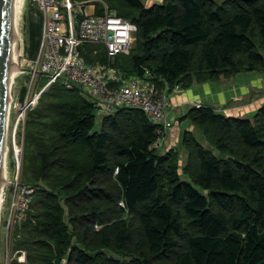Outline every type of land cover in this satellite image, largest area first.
<instances>
[{
	"label": "trees",
	"instance_id": "16d2710c",
	"mask_svg": "<svg viewBox=\"0 0 264 264\" xmlns=\"http://www.w3.org/2000/svg\"><path fill=\"white\" fill-rule=\"evenodd\" d=\"M106 1L137 26L140 51L115 58L127 78H144L150 69L159 87L168 82L173 90L264 71V0ZM40 19L28 21L30 57L40 45ZM102 47L80 49L89 62H107ZM51 86L33 113L32 130L40 136L29 137L43 152L34 175L23 179L38 190L20 226L35 233L49 257L70 250L72 264H120L106 255L93 262L94 254L112 249L130 258L126 264H264V105L253 119L193 106L181 117L195 127L183 136L193 158L183 179L177 149L161 152L158 124L143 110L120 107L98 120L79 87ZM198 131L219 154L203 146ZM76 151L86 153L82 168ZM60 169L70 176L61 180L50 172ZM103 183L105 202L115 205V214L131 215L130 223L94 228L85 198L93 204ZM62 203L71 205L70 224Z\"/></svg>",
	"mask_w": 264,
	"mask_h": 264
},
{
	"label": "built area",
	"instance_id": "2783aa9c",
	"mask_svg": "<svg viewBox=\"0 0 264 264\" xmlns=\"http://www.w3.org/2000/svg\"><path fill=\"white\" fill-rule=\"evenodd\" d=\"M31 1L42 17L40 45L33 57L26 56L23 51L19 59L21 71L17 78L30 73L35 81L39 76L48 77V86L60 83L69 89L79 87L96 108L97 115L102 117L112 115L120 107L141 109L152 122L158 124L157 144H161V137L174 123L173 117H166L173 105L169 89L161 88L153 81L154 75L150 69H146L144 78H127L123 70L115 65L116 56L131 52L137 26L107 9L101 13L94 9L87 11L84 2ZM86 43L103 46L108 61H87L80 49ZM179 88L177 85L173 90ZM35 96L28 103L24 99L26 103L21 113L34 105L39 94L35 93ZM10 115L9 109V118ZM37 190L38 186L24 182L18 174L12 178L8 173L2 179L0 227L3 225L5 228L7 238L13 237V232L20 228ZM4 214L6 218L2 222Z\"/></svg>",
	"mask_w": 264,
	"mask_h": 264
},
{
	"label": "rangeland",
	"instance_id": "374dc122",
	"mask_svg": "<svg viewBox=\"0 0 264 264\" xmlns=\"http://www.w3.org/2000/svg\"><path fill=\"white\" fill-rule=\"evenodd\" d=\"M146 5H153V0H143ZM158 1V0H154ZM163 0H159L161 2ZM74 2H84L86 5L87 11H93V8L97 10L98 8L101 9V11H104L107 9L110 12L118 13L119 11L116 8L111 7L109 2L106 0H74ZM217 2L223 3V1L217 0ZM23 8L22 11L19 14V21H18V29L21 33L20 37L22 40V47L24 54L26 56L30 55L28 53V50H24L25 47L28 46V21L34 20H41L39 13L34 10L32 6V1L30 0H23ZM156 3V2H155ZM65 11V10H64ZM126 17L133 19V12L130 10H125ZM14 20H15V14H14ZM139 43H138V36L136 34V40L133 44V51L137 52L140 51L139 49ZM14 49V41L12 46V51ZM22 51V52H23ZM18 53V52H17ZM15 59V56L12 55ZM20 56L18 54V60L16 64L14 63V60H12L11 65L15 67L16 69L19 68ZM21 60V59H20ZM11 72V71H10ZM18 71H16L13 74V77L10 76L11 82L17 77ZM16 81V82H15ZM49 81L48 77L45 76H39L38 81H35L33 79V76L30 73L23 74L17 79L14 80L13 84L11 85V106H10V118L8 120V128H7V141H6V150H5V156H6V168L4 167V174L2 179H5L9 173V176L12 178L14 176H17V174L22 177V179L28 180V178L32 175H34V165L37 162V159L41 157V154L43 152V148L41 149L40 146H37L33 142V138L29 137V134L31 133L34 136L39 135L40 132L35 133L34 130H32L35 127L34 124V116L33 114L35 111L39 109L41 106V99L43 95L50 91L52 86H48L47 82ZM213 84V89L216 91L214 94L219 95V100L214 101L211 105L213 108L220 113L226 114V116H232L233 114L231 112H227L228 110L235 111L238 110V115L241 117H249L253 119L252 117L255 115L256 112L259 111L260 108L264 105V71H255V72H245L240 71L236 72L232 76H220L216 80L212 81H206V82H199V84ZM181 86V85H179ZM171 85L168 82H164V88L170 90ZM181 87H185V85H182ZM26 89V93L24 91ZM28 94V101L26 100V94ZM36 94H39V98L34 102V105H32L25 113H21L23 108L25 106V103H27L34 99ZM22 96L24 98L22 99ZM220 96L224 99L222 100ZM26 101H25V100ZM218 99V97H217ZM194 107H198V105H202L201 102H195ZM193 109V108H191ZM190 109V110H191ZM249 109H253L251 116H247L250 114L247 112ZM179 114V113H178ZM98 120L102 118V116L98 115ZM100 123V121H98ZM189 125H186L185 127L192 126L193 128L191 130H194L195 127L193 124L188 123ZM174 125V123H173ZM172 125V126H173ZM172 128V127H171ZM170 129V128H169ZM168 131L161 137V152H170L172 148H176L177 152V158L176 162H178L180 167V174L183 179H188V174L186 173L185 169L186 166L192 163L193 158L189 156L188 150L184 147L183 138L184 133L181 136L180 140H175V138L170 137ZM172 130V129H171ZM188 130V129H187ZM199 140L202 142L203 146L206 148L212 150L215 154H219V151L213 147V145L210 143L209 140H207L206 133H202L201 131H198ZM170 137V138H169ZM168 139V140H167ZM175 141V142H172ZM171 144L174 145L171 147ZM77 154V160L80 164V167L84 165L85 161L87 160V156H85L86 153L76 151ZM40 165V163H39ZM38 165V166H39ZM191 166V165H190ZM82 168V167H81ZM79 168L77 172L81 169ZM185 171V172H184ZM55 176H57L61 180H65L68 178L71 174V171L67 169H60L58 172L50 171ZM106 188V189H105ZM108 185L106 183H103V189L100 190L98 195H95V200L93 201V204L88 202V197L85 198L86 205H89V208L91 207L93 212V226L97 230L102 229L105 226L113 225L116 221L120 222L121 220H125L126 222L130 223L132 221L131 215L128 213L123 214L120 213L121 216H119V213H116L111 209L115 208V205L110 202L107 204L105 202L104 195L107 196L106 191H108ZM115 188V187H114ZM88 196V195H87ZM113 197V196H112ZM111 200V199H110ZM1 203V202H0ZM95 203V204H94ZM64 206V213H65V219L70 224L69 216L71 213V205H67L65 203H62ZM112 204V205H111ZM94 205V206H93ZM111 205V207H110ZM89 211V212H90ZM6 218L5 214L2 217V222H4V219ZM23 230V232H21ZM19 231V233H18ZM25 231L23 228H17L16 231L13 232V237L10 236V239L7 238V232L5 228H3V225L0 227V264H31V258L36 260L37 264H45L46 261H51V264H72L70 261V250L69 252L60 257L57 255H53L52 257H49L46 249L44 246L39 242L38 237H36L32 231ZM33 237V238H32ZM9 239V240H8ZM95 240V237H93V241ZM96 242V240H95ZM34 243V246L31 244ZM94 244V243H93ZM56 251V249L54 248ZM101 254H94L93 262H97L101 260L103 257L102 255H106L108 258L106 260H110L112 262L113 260L119 261L120 264H126L129 262L130 258L127 256H123L121 254L116 253L112 249H102ZM50 259V260H48ZM164 264H168V262L162 261Z\"/></svg>",
	"mask_w": 264,
	"mask_h": 264
},
{
	"label": "water",
	"instance_id": "95a60500",
	"mask_svg": "<svg viewBox=\"0 0 264 264\" xmlns=\"http://www.w3.org/2000/svg\"><path fill=\"white\" fill-rule=\"evenodd\" d=\"M14 0H0V189L9 118L10 68L14 29Z\"/></svg>",
	"mask_w": 264,
	"mask_h": 264
},
{
	"label": "crops",
	"instance_id": "0c3cea01",
	"mask_svg": "<svg viewBox=\"0 0 264 264\" xmlns=\"http://www.w3.org/2000/svg\"><path fill=\"white\" fill-rule=\"evenodd\" d=\"M155 2L157 3L159 2V0L158 1L153 0V3ZM94 11H97V10L94 9ZM102 48L106 50L104 47ZM95 62H102V61H95ZM213 86L214 85L212 83L211 84H205V83L199 84V82H194V84H192L189 87L183 88L180 86L178 90L170 91L171 100H172L173 105L168 110L167 115H166L167 118H170V119L172 117L174 118V125L172 126V128L169 129L170 137L175 138V140H177V137L179 136L178 140H180L181 138L180 135L184 133L185 129L191 130L193 128L191 125L188 127H185L186 125H189L188 124L189 121L187 119L181 120V117L185 116L190 111V109L194 106L193 104L195 102H201L204 105L205 104L213 105L212 103L214 101L219 100V95L217 93L214 94L216 90L213 89ZM220 98L224 100L221 96ZM252 111L253 109H249L247 112H249L250 114H248L247 116H251L252 114H254L252 113ZM227 112H231L233 114L232 116H236L239 114L238 110H235L233 112L227 109ZM237 117H241V116H237ZM172 142H175V141H172ZM173 146L174 145L171 144V147Z\"/></svg>",
	"mask_w": 264,
	"mask_h": 264
},
{
	"label": "bare ground",
	"instance_id": "6f19581e",
	"mask_svg": "<svg viewBox=\"0 0 264 264\" xmlns=\"http://www.w3.org/2000/svg\"><path fill=\"white\" fill-rule=\"evenodd\" d=\"M23 0H14V13H13V16H12V20H13V29H14V49L12 51V55L15 56V59L13 58V56L11 55V62L12 60H14V63L16 64L17 60H18V54L19 56H21L23 54V47H22V40H21V33L18 29V21H19V14L20 12L22 11V8H23ZM14 14H15V20H14ZM12 46H13V42H12ZM18 52V53H17ZM18 66L19 68L16 69L15 67H13L11 65V68H10V76L13 77V74L18 71V73H20L21 71V67H20V63H18ZM17 73V75H18ZM17 79V77L15 78ZM14 79V80H15ZM13 80V82H14ZM13 82H11V78H10V85L13 84ZM10 106H11V97L9 98V109H10ZM6 150V148H5ZM5 162H6V156H5ZM4 167L6 168V163L3 164V168H2V177H3V174H4ZM1 205V203H0Z\"/></svg>",
	"mask_w": 264,
	"mask_h": 264
}]
</instances>
